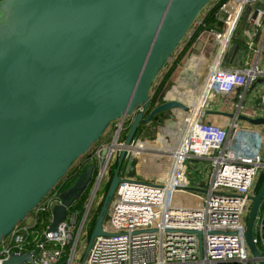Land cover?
I'll return each mask as SVG.
<instances>
[{"label":"water","instance_id":"obj_1","mask_svg":"<svg viewBox=\"0 0 264 264\" xmlns=\"http://www.w3.org/2000/svg\"><path fill=\"white\" fill-rule=\"evenodd\" d=\"M212 1H0V243L114 121L135 114L86 253L95 237L106 234L104 220L139 129L173 109L189 110L171 100L156 102L147 114L160 67ZM230 116L264 125V117ZM114 142L103 149V156ZM82 192L79 188L62 194L50 230ZM263 197L264 170L254 187L244 232L260 264L264 257L253 227ZM29 257L13 255L7 264H22Z\"/></svg>","mask_w":264,"mask_h":264},{"label":"built area","instance_id":"obj_2","mask_svg":"<svg viewBox=\"0 0 264 264\" xmlns=\"http://www.w3.org/2000/svg\"><path fill=\"white\" fill-rule=\"evenodd\" d=\"M256 1L259 0H235L216 14L223 29L214 32L213 62L195 105L185 116L180 144L164 151L171 158L166 177L149 182L124 175L115 192L108 226L103 225L106 234L95 237L86 253L82 244L88 237L97 194L108 180L124 145V134L133 121L130 115L116 120L114 145L105 156L102 151L112 141L99 145L87 160L96 162L98 173L84 208H76L77 201H73L66 217L55 230H50L54 209L63 203V183H58L1 241L0 264H7L13 255L20 254H30L22 264H260L250 251L244 232L254 187L264 170V137L256 125L234 121L228 129L206 120L215 91L223 95L234 93L252 85L260 75L255 66H224L238 22L248 5ZM263 16L261 9L246 14L258 25ZM243 98L239 94V99ZM236 107L240 115L260 117L253 106L241 102ZM144 142L138 135L128 150L131 157L145 150ZM190 159L211 161L208 181L195 188H190L188 182ZM177 195L196 197L198 204H178ZM254 226L253 239L264 257V197Z\"/></svg>","mask_w":264,"mask_h":264},{"label":"crops","instance_id":"obj_3","mask_svg":"<svg viewBox=\"0 0 264 264\" xmlns=\"http://www.w3.org/2000/svg\"><path fill=\"white\" fill-rule=\"evenodd\" d=\"M261 1L259 0L248 5L245 15L240 19L234 31L233 40L224 61V66L230 69H242L250 66L257 67L260 72L258 79L249 87L238 88L231 94L223 95L215 91L213 100L208 105L206 120L224 128L230 129L234 121L243 125L250 124L255 126L244 120H236V116H230L231 114H237V103L243 102L255 107L258 109L260 117H264V16L261 18L260 25L246 18V14L249 11L264 10L260 5ZM234 3L235 0H213L203 11L202 17L198 19L195 26L189 32L183 47L190 40L189 37H192L196 33V36L194 35L195 39L171 73L158 103L176 100L185 104L189 109L195 105L197 96L204 86L213 62L216 50L214 32L223 29V23L216 14L221 12V8L229 7ZM209 13H214L215 19L219 23L210 29L206 28V26L201 27L205 17ZM183 47L176 53V56ZM167 71L164 72L162 77L160 76L161 78L158 76L151 89V94H154ZM239 94L244 95L242 100L239 99ZM187 112L188 110L181 108L173 109L164 113L161 121L154 122V125L152 122L141 129L147 130L153 125L155 131H157V138L155 140L143 139L145 141V150L138 155L134 154L130 157V161L128 160L129 164L133 163V168H135L134 170L133 168L131 169L133 170V178L149 182H159L166 177L165 174L169 171L171 158L165 155L164 151L168 147L175 148L180 144L185 131V116ZM134 115H130L132 120L134 119ZM174 117L177 119V122L173 125L169 124ZM257 128L260 129L259 126ZM113 133L114 128L113 131L105 135L101 144L110 143L113 140ZM195 161L207 160L190 159L188 161L190 173L194 169L193 163ZM208 177L206 176V179L203 180V176L201 178H194L192 175H189L188 182L190 188L205 184L208 181Z\"/></svg>","mask_w":264,"mask_h":264},{"label":"rangeland","instance_id":"obj_4","mask_svg":"<svg viewBox=\"0 0 264 264\" xmlns=\"http://www.w3.org/2000/svg\"><path fill=\"white\" fill-rule=\"evenodd\" d=\"M1 1V0H0ZM210 5V4H209ZM260 5L262 6V8H264V0L261 1ZM208 7V6H207ZM206 7V8H207ZM205 8V9H206ZM204 9V10H205ZM203 10V11H204ZM203 11L200 13L199 17L197 18L196 22L198 21V19H200V17H202V14H203ZM196 22L194 23L193 27L195 26ZM192 27V28H193ZM191 28V30H192ZM190 30V31H191ZM189 31V32H190ZM189 35V33H188ZM188 37V36H187ZM187 37L182 41L180 47L176 50V52L173 54L172 58L169 60L167 59L166 61H164V64L162 67H160L159 69V73L156 77V80L158 78V76L162 77V75L164 74L165 71H167L169 69V67L174 63V60L176 59V53L180 50L181 47H183V44L184 42L186 41ZM160 77V78H161ZM159 78V79H160ZM177 119L174 117L173 120H171V122L169 124L173 125L174 123H176ZM116 121L113 122L108 128L107 130L104 132L103 136L88 150L87 153H85L83 156L79 157L73 164L72 166L70 167L68 173H70L74 168H76L77 166H79L80 164H83L85 162H87V160L89 159V157L91 156V154L95 151V149L101 144L103 138L105 137V135H107L109 132L113 131V128H114V125H115ZM260 127V130L262 132V135L264 137V125H261L259 126ZM143 128V127H142ZM141 128V129H142ZM141 130L140 133H139V136L140 137H143V138H147L149 140L151 139H156L157 138V131H155L154 128L150 127L149 130ZM170 137V136H169ZM262 159L264 160V147H263V150H262ZM193 171H191L190 175H192V177L196 178H201L203 176V180L206 179V176L208 177V175L210 174V171H211V161H200V162H197L195 161L193 163ZM130 167L125 171L126 172V176L128 178H133V173L132 171L135 169L133 168V163L129 165ZM133 168V170H131ZM196 168V169H195ZM96 162H93V161H88L84 167V170L83 172L76 178L75 182L69 187L68 190L70 189H83L86 190L87 187L89 186V184L91 183V181H93L94 179V170H96ZM98 170V169H97ZM67 173V174H68ZM166 175V174H165ZM66 177V176H65ZM64 177V178H65ZM108 180H110V175L108 177H106ZM107 180V181H108ZM96 181V180H95ZM95 183V182H94ZM107 183V182H106ZM105 183V184H106ZM105 184L103 183L102 184V189L98 192L97 194V197H96V203L94 205V213L96 212H99V208H101V205L104 201V197H105V193L104 192V186ZM67 190V191H68ZM67 191H63V195L65 193H67ZM93 191V188L91 190V193ZM175 202L178 203V204H187V205H190V204H198V198L196 197H191V196H183V195H177L176 198H175ZM113 200H112V203L110 205V208L106 214V217H105V220H104V226L107 227L108 226V222L110 220V216H111V213H112V210H113ZM31 220V218H27V221L29 222ZM253 232L256 233V227L254 226L253 228ZM83 247L84 248V245L86 246V250H87V246L89 244V238L87 237V239H83ZM81 248V249H82Z\"/></svg>","mask_w":264,"mask_h":264},{"label":"trees","instance_id":"obj_5","mask_svg":"<svg viewBox=\"0 0 264 264\" xmlns=\"http://www.w3.org/2000/svg\"><path fill=\"white\" fill-rule=\"evenodd\" d=\"M219 22L216 21L215 19V15L214 13H209L206 17H205V20L203 21L201 27H205L206 28H213L215 27L216 24H218ZM198 32V31H197ZM196 36V33L194 34ZM192 36L190 38V40L184 45L183 49L179 52V54L177 55L176 59L174 60V63L169 67L168 71L166 72V74L164 75L163 79L161 80V82L159 83V85L157 86L154 94H153V97L151 99V107H150V110L147 112V114L151 111V109L154 107V104L156 102H159L160 100V96L164 90V87H165V84L166 82L168 81V79L170 78L171 76V73L173 72V70L176 68V66L179 64L180 60L183 58V56L186 54V52L188 51V49L191 47L194 39H195V36ZM164 116V114H160L156 117V119L154 120V122H159L161 121L162 117ZM154 122H153V125H154ZM153 125H152V128H153ZM156 125H158L156 123ZM141 130V128L139 129V131ZM149 130V129H148ZM147 130V131H148ZM129 129L125 132L124 136L126 137L127 136V133H128ZM142 139H147V138H143ZM149 140V139H147ZM153 140V139H152ZM129 159H127L126 161H124V164H123V168L125 167V169L127 170L128 167H129ZM87 162L83 163V164H80V166H77L76 168H74L70 173L66 174V177L62 178L60 181H59V184L63 183V186H62V190L63 191H67L69 189V187L75 182L76 178L83 172L84 170V167L86 165ZM117 163H118V156L116 158V160L113 162L112 166H111V170L109 172V175H110V180L107 181V183L105 184L104 186V192H107L108 188H109V185H110V182H111V179L114 175V172H115V169L117 167ZM128 163V164H126ZM125 170V171H126ZM97 173H98V170H94V179L95 177L97 176ZM94 179L93 181H91V183L89 184V186L87 187L86 190H84L80 195L79 197L75 200L73 199V201H77V204H76V208L78 209H83L84 208V205L85 203L87 202V200L89 199L90 197V193H91V189L93 187V183H94ZM65 180V181H64ZM64 181V182H63ZM106 194V193H105ZM103 204V203H102ZM101 208H102V205H101ZM101 208H99V212H95L91 218V221H90V224H89V231H88V238L90 239L92 233H93V230H94V227L96 225V222L98 220V217H99V213L101 211Z\"/></svg>","mask_w":264,"mask_h":264}]
</instances>
